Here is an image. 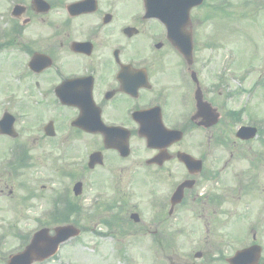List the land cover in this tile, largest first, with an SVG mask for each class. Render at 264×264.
Listing matches in <instances>:
<instances>
[{
  "label": "flooded vegetation",
  "instance_id": "flooded-vegetation-1",
  "mask_svg": "<svg viewBox=\"0 0 264 264\" xmlns=\"http://www.w3.org/2000/svg\"><path fill=\"white\" fill-rule=\"evenodd\" d=\"M218 4L241 9L248 0H0V42L17 49L21 107L43 110L46 142L52 122L57 134L85 146L71 144L59 162L91 167L96 154L103 164L92 167H146L175 180L146 203L144 236L164 241L169 230L156 225L188 214L202 251H260L264 264V165L243 163L250 153L263 156L264 128L257 139L242 138L240 129L255 121L219 74L217 57L204 63L198 51L215 40L208 23ZM176 37L192 39L191 62ZM181 176L193 182L172 206Z\"/></svg>",
  "mask_w": 264,
  "mask_h": 264
},
{
  "label": "rangeland",
  "instance_id": "rangeland-1",
  "mask_svg": "<svg viewBox=\"0 0 264 264\" xmlns=\"http://www.w3.org/2000/svg\"><path fill=\"white\" fill-rule=\"evenodd\" d=\"M242 10L243 8L234 10L230 16L232 19H227L225 26L221 22L214 23L213 21L210 25L213 35L219 41L220 38L217 34L226 33V39L219 41L220 45L217 48L212 47V44L206 41L201 42L198 51L201 52L204 63L209 57L217 56V69L229 50L238 51L244 61L254 56L257 58L255 62L261 68L258 73L264 75V59H260V55L264 53V8L251 4L248 9ZM243 12L245 13L243 14ZM205 30L202 35L207 36L203 37V40L209 38L210 34L209 32L205 33ZM0 57V79L3 80V85L6 88L0 86V117L4 111H11L19 115L16 128L20 136L16 142H21V85L17 83L15 86L18 72L14 71L8 63H16V50L10 49L7 53L5 51ZM215 61L216 59H214L213 65L209 66L210 68L215 67ZM3 67L6 70L3 71ZM261 82H264V76ZM9 93L15 94L13 100L8 98ZM243 99L244 97L238 99L239 104H242ZM12 105L17 107H11ZM23 109L27 111L25 107ZM250 109L251 112L263 114L264 88L256 96ZM30 119L32 117L27 115L26 120L30 121ZM12 144H14L13 139L0 137V158L5 157L4 162L8 161L6 154ZM30 146L32 148V165L16 175L10 174L6 165L2 166L0 159V264H6L9 253L20 247V239L16 237V234L20 232L25 235L37 230L41 221H47L46 217L51 211L52 201L55 197L67 189H72L75 181H84L85 176L92 181L84 186V198L87 199L85 203H89L87 207L94 202L97 196L101 197L99 203L108 202L115 207L111 214H106L104 211L99 212V209V215L93 217H90L92 214H89L91 209L85 208L88 214L84 213L82 216L73 217L72 219L77 222L71 224L78 227L82 233L80 239L63 245L59 257L44 264H190L189 258L194 264H213V262L209 263L211 251H203V261L194 257L196 252L201 250L198 244V237L201 233L195 229L197 221L190 218L188 214L182 221L178 217V220L175 223H169L167 228L156 225V229L159 228L161 231L169 230L167 239L164 241H161L159 236L142 237L145 228L148 227L150 211L149 214L140 212L139 225L131 220L128 213L135 212L131 206L132 203L145 206L150 197L157 194L150 195V191L155 192L158 190L157 187L161 186L160 189L163 190L175 182L174 179L168 177L165 171L152 174L154 179L149 176L148 172H144L146 167H137L139 172L144 173V176L136 175L135 181L134 178H131L132 190L129 192L133 199L128 200L125 198L123 185L121 186L118 181L121 176L123 184L127 174L132 176L131 173L125 171V168L121 171L120 168L116 169L115 167H100L95 173H91L87 171V167H59L60 162L56 153H51L54 154L52 155L54 167H50L47 164L49 150H46L45 146L41 144L32 143ZM52 146L56 147L54 144ZM79 147L83 152L84 144H80ZM58 151L57 148L56 152ZM258 156L256 152L250 153L249 156H245L248 159L243 163L250 164L252 161L256 163L259 159V162L264 165V153L263 156ZM223 164L224 160L219 166ZM73 175L76 176L74 180L71 179ZM149 181L152 184H148ZM142 184L148 185V188L145 187V189ZM119 190H121L122 197L119 195ZM75 202L79 203V200L75 199ZM144 210L146 211V208ZM159 219L161 220V218ZM54 227L55 225L51 227V230ZM135 232L140 237L138 236L134 245L130 247L128 256H124V254L122 256L121 251H118L114 245L120 246L121 250L122 244L129 243L130 233ZM175 232L176 234L180 233L179 236ZM221 254H226V252Z\"/></svg>",
  "mask_w": 264,
  "mask_h": 264
},
{
  "label": "water",
  "instance_id": "water-1",
  "mask_svg": "<svg viewBox=\"0 0 264 264\" xmlns=\"http://www.w3.org/2000/svg\"><path fill=\"white\" fill-rule=\"evenodd\" d=\"M180 49L184 53L187 51H189V54L191 53V49L186 50L183 45ZM6 119L8 120L5 121L3 126L1 125V129L3 132L11 133L12 131L10 125L12 120H10V117H7ZM57 232V235L52 238L49 237L47 230L38 233L34 237L32 243L27 247L26 251L21 255L13 257L9 264H31L34 260L44 259L45 257L53 254L58 245L74 233L72 231L69 232L68 229H57Z\"/></svg>",
  "mask_w": 264,
  "mask_h": 264
}]
</instances>
